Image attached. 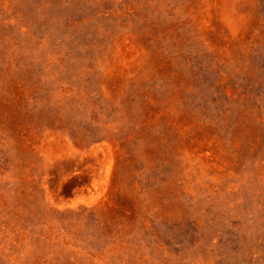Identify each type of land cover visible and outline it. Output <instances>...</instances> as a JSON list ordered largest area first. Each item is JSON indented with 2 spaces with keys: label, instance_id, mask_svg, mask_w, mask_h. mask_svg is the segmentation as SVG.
Listing matches in <instances>:
<instances>
[{
  "label": "rangeland",
  "instance_id": "rangeland-1",
  "mask_svg": "<svg viewBox=\"0 0 264 264\" xmlns=\"http://www.w3.org/2000/svg\"><path fill=\"white\" fill-rule=\"evenodd\" d=\"M0 264H264V0H0Z\"/></svg>",
  "mask_w": 264,
  "mask_h": 264
}]
</instances>
